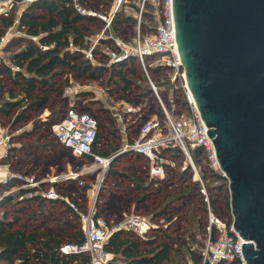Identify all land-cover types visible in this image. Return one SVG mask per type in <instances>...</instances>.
<instances>
[{
	"label": "trees",
	"instance_id": "obj_1",
	"mask_svg": "<svg viewBox=\"0 0 264 264\" xmlns=\"http://www.w3.org/2000/svg\"><path fill=\"white\" fill-rule=\"evenodd\" d=\"M78 1L87 12L92 10L103 15H109L113 5V0ZM18 10H21L19 17ZM87 12L78 11L73 0H33L23 8L20 3L14 4L8 16L0 12V36L6 33L15 22H18V29L24 33L11 36L1 50L2 52L5 49L11 50L17 47L11 51L7 60L0 59V116L13 115L11 130L13 127H23L28 122H32L33 128H39L45 124L52 126L64 117L69 107L78 108L74 103L66 107L64 97L54 96L58 91L65 89L70 77L76 80L97 81L107 90L109 98L113 101L122 100L140 105L138 111L132 112L136 120L131 123L128 121V127L141 120V113L151 95L157 102L159 110L151 112L150 115L162 111L148 75L164 99L172 93L177 107H184L186 98L183 95L182 86L171 80L170 69L165 64L147 63V75L134 54L121 59H111V52L121 49L114 39V34L123 40H130L137 32L139 20L137 16L122 12L119 6L115 9L110 26H107L106 20L101 16ZM141 15L140 33L144 36L154 31L155 23L151 12H143ZM102 31L103 35L97 37ZM92 35H96L97 39L94 44L90 43ZM88 50H91L93 59L87 56ZM63 75H66L65 78L62 77ZM79 94L90 97L93 91L84 90ZM84 103L93 105L102 113L110 111L100 98L90 97ZM45 108L48 109L46 117L36 120ZM124 119L126 120V117ZM97 122L98 136L93 151L102 155H114L104 172L103 179L129 178L134 183L135 189H142L140 199L143 200L148 197L153 186L158 194H163L160 204L152 212L144 215H148L152 220L158 219L159 221H155L165 226L162 227V231L166 239L156 243V236L143 237L126 227L115 230L107 243V248L114 253L109 264H201L203 240L193 239L194 232L187 227L197 224L204 233L207 225V202L200 190V181L194 178L193 169L190 166L181 168L184 161L182 150L178 146L165 147L161 155L173 160L175 165L171 167L164 162L165 175L158 177L151 174L150 179L145 181L140 175L119 170L117 162L126 153L145 158L150 164L149 158L136 151L120 152L124 146L122 141L108 135V141L103 142L100 127H109L114 130L118 128L100 119H97ZM143 122L139 124L136 132ZM136 132L129 134L130 140ZM12 135L14 139V133ZM16 147V144L10 145L8 158H16V154L11 155ZM62 147L68 149L64 145ZM191 154L207 188L212 209L218 215L225 217L218 209L219 203L225 201L230 203L229 190H224L225 176L220 169L209 164L203 146H195L191 149ZM76 156L92 160L94 163L92 154ZM70 179L76 178L70 177ZM174 179L179 180L180 187L165 192L166 186L170 187ZM27 184L24 176L12 175L0 180V260L4 264H84L88 260L86 253H62L59 249L64 242H82L85 238L79 215L67 201L65 203L68 210L80 222L78 231L71 233L68 238L50 230H29L28 225L19 224L20 218L7 208L11 202L20 203L30 199H36L40 205H44L49 200L53 203L64 201L60 196L48 197L45 193L37 192L38 186ZM215 193H219V196L215 197ZM227 196L229 201L226 199ZM73 199L81 209L85 210L81 200ZM177 200L185 202L186 207L180 213L182 233L172 235L167 228L173 220L166 222L164 214L169 213V206ZM98 212L101 213L99 210ZM123 218L112 221L119 222ZM112 221L109 220V222ZM144 226L147 227L145 224ZM188 236L192 237L191 242H188ZM192 241H196V245L192 244ZM231 264L239 263L231 262Z\"/></svg>",
	"mask_w": 264,
	"mask_h": 264
},
{
	"label": "water",
	"instance_id": "obj_2",
	"mask_svg": "<svg viewBox=\"0 0 264 264\" xmlns=\"http://www.w3.org/2000/svg\"><path fill=\"white\" fill-rule=\"evenodd\" d=\"M172 15L245 264H264V0H172Z\"/></svg>",
	"mask_w": 264,
	"mask_h": 264
},
{
	"label": "built area",
	"instance_id": "obj_3",
	"mask_svg": "<svg viewBox=\"0 0 264 264\" xmlns=\"http://www.w3.org/2000/svg\"><path fill=\"white\" fill-rule=\"evenodd\" d=\"M32 1L0 0V12L8 16L14 4L20 3L22 7ZM160 1L158 23L154 31L141 36L139 24L142 14L141 8L134 39L126 41L114 35V39L121 49L117 52L112 51L111 59H121L134 54L138 57L147 75V63L165 64L170 69L171 80L182 86L186 103L182 108L177 107L172 93L168 94L167 99H164L158 87L148 75L162 111L161 113L151 114L146 118L132 137V140L127 141L120 152L131 150L143 153L151 162L150 173L164 176L166 173L164 162H167L171 167L175 165V162L163 157L161 152L167 146H178L184 154L181 168L190 166L193 169L194 178L200 181V190L207 202V225L203 233L201 264H231V262L245 264L242 250V244L245 239L234 228L232 213L222 217L212 209L207 188L191 154L192 148L198 145L203 146L209 164L214 168L220 169L212 141L213 138L207 133L209 126L203 120L186 83L184 67L177 48L172 15V0ZM145 2L146 0H143V3ZM73 3L78 11L87 12L86 8L78 0H73ZM87 13L98 14L106 20L107 26H110L114 15L112 12L109 15H103L92 10ZM100 33L97 37L103 35V31ZM11 35L6 32L0 36V53L2 46L10 39ZM87 56L91 59L93 58L91 50L87 51ZM139 109L140 105L138 104H129L126 108L127 112L130 113ZM120 118L123 119V116H120ZM52 131L58 142L68 147L74 154H92L94 157L92 165L98 166L102 176L104 175L114 155H102L93 151L98 136V122L95 116L74 106L69 107L64 117L52 125ZM12 134L9 124H0V159L9 155V147L13 140ZM12 175L22 176L18 172H11L10 176ZM25 178L29 185L34 183L33 177ZM45 194L48 197H59L52 189ZM65 199L68 205L78 213L85 238L82 242H64L59 249L62 253H86L88 260L84 264H109L114 253L107 248V243L110 235L115 230L126 227L144 236L151 227L159 225V222L152 220L148 216L136 213L125 215L119 222H109L104 214L98 212L94 201L91 202L86 210H83L74 200L68 197H65ZM74 261L76 262V260ZM0 264L4 263L0 260Z\"/></svg>",
	"mask_w": 264,
	"mask_h": 264
},
{
	"label": "rangeland",
	"instance_id": "obj_4",
	"mask_svg": "<svg viewBox=\"0 0 264 264\" xmlns=\"http://www.w3.org/2000/svg\"><path fill=\"white\" fill-rule=\"evenodd\" d=\"M160 2V0H146L145 3H143V0H113L111 12L114 13L115 9L120 6L122 12L131 13L134 16H137V18H140L139 13L142 8V14L143 12L152 13L154 16L153 21L156 26L158 23ZM17 24L18 22H15L14 24L16 34H24L18 29ZM133 39L134 36L131 37L130 41ZM96 40V35L90 37V43L94 44ZM15 48L17 47L12 48L11 50L5 49L2 51L0 53V59L7 60L11 51ZM65 76L66 75H63L62 77L65 78ZM84 90H92L93 96L90 97L102 98V101L112 108L118 117L123 116L124 113H126L125 117L129 123L136 120L135 114L127 112L126 110L130 103L124 101H112L107 95H105L106 93L99 83L93 80H76L73 77H70L69 84L65 86V89L58 91L54 96H59L61 98L64 97L63 100L66 107L74 103L80 110H86L96 116L97 119L115 126L117 124L116 119L110 111L102 113L97 111L92 105L84 103L90 98L89 96L79 94ZM136 100L140 99L136 98ZM156 110H159V106L151 95L149 96V102L141 113V120L130 126V130L128 131L129 134L130 132H136L139 124L148 118L151 112ZM47 112L48 109L45 108L40 115L37 116L36 120L45 118ZM12 121L13 115L0 116V124H9L11 126ZM30 126L32 125L29 124L25 127L12 128L14 136L21 137L20 135H22L23 141L21 142L23 143L21 145H23V147L17 148L11 154H16V158H8L9 168L6 177L10 176L11 172H18L25 177H33L34 183L30 185L38 186L37 192L46 193L52 189L60 196V198H63L64 201H60L57 204L52 203L51 201H46L44 205H40L36 199L24 200L20 203H9L7 208L11 210V213L16 214L20 218L19 224H27L29 230H50L64 238H68L71 233L78 231L80 228V222L78 221V218L68 210L65 203V197L72 198L71 196H73L74 198L81 200L80 202L84 205L85 210L91 202L94 201L98 210L105 214L108 217V220L111 221L123 218L131 212L148 214L160 204L163 194H158L157 190L154 189L155 186L149 191V195L146 199H140L142 196V189H135L134 183L131 182L129 178L110 177L108 179H103L104 175L102 176V172L99 170L98 166L92 165V160L76 156L72 152L64 149L53 135L52 126L45 124L36 128L33 132L27 133V127ZM100 131L103 133L101 136L103 142L107 141V135L116 140H122V138L118 136V133L107 130L106 127H100ZM117 164L119 170L134 175H140L145 181L150 179V164L145 158H139L133 153H126L119 158ZM157 176L162 177L159 175ZM70 177L76 179H70ZM171 182L172 184L170 187L166 186L165 192H167V190H173L172 188L177 189L180 187L178 179H174ZM175 183H177V185H174ZM223 184L224 190L228 191V178H224ZM228 194L230 196V193ZM214 196L218 197L219 193H215ZM229 196L226 197L228 201ZM229 204V202L225 201L218 205L220 213L225 215V217L230 213ZM185 207V202L177 200L169 206V213L164 214V220L166 222L173 220L167 228L168 232L172 233V235L182 233L180 227L182 224V218L180 213ZM154 220L159 221L158 219ZM162 227L165 226L160 224L159 227L148 230L143 237L156 236V243L163 242L166 239V236L162 231ZM187 229L193 230V239L196 241L203 240L204 235L197 224H192L188 226ZM133 231L136 232L135 230ZM187 238L188 242H191L192 237L188 236ZM193 241L192 244L196 245V241Z\"/></svg>",
	"mask_w": 264,
	"mask_h": 264
},
{
	"label": "crops",
	"instance_id": "obj_5",
	"mask_svg": "<svg viewBox=\"0 0 264 264\" xmlns=\"http://www.w3.org/2000/svg\"><path fill=\"white\" fill-rule=\"evenodd\" d=\"M24 7V5L22 6V8ZM18 17H19V15H20V13H21V10H18ZM8 34L9 35H11L13 32H15L14 34H16V31H15V26L13 25V26H11V27H9V29H8ZM14 34H12L11 36H13ZM95 82H97V81H95ZM99 83V82H98ZM100 85V84H99ZM103 89H104V91H105V95H107V97L109 98V96H108V92H107V90L102 86V85H100ZM91 96H93V95H91ZM93 98H99V97H93ZM101 100H102V98H100ZM111 100H112V98H110ZM113 101V100H112ZM119 101V100H118ZM122 101V100H121ZM124 102H126V101H124ZM103 104L105 105V106H107V104L106 103H104L103 102ZM89 105H91V104H89ZM93 106V105H92ZM107 107H109V106H107ZM110 108V107H109ZM110 112L113 114V116H114V118L116 119V125L115 126H112V125H110V126H112V127H114V128H118L117 130H114V129H111V128H107L106 127V129L107 130H111L112 132H116V133H118V136H120L121 138H122V144L124 145L128 140H130V137L131 136H129V130H130V127H128V125H127V123H128V121H126V120H124V117H123V119H121L120 117H118L117 116V114L113 111V109L112 108H110ZM123 116H125V113H124V115ZM29 124H31L32 125V122H28L26 125H29ZM26 125H24V127L26 126ZM36 128H33V125L32 126H30V127H27V133H31V132H33L34 130H35ZM30 130H32V131H30ZM99 130H100V128H99ZM26 133V132H25ZM132 133L130 132V135H131ZM21 137H19V136H14V139H13V143L12 144H16L17 145V147H16V149L17 148H19V147H23V145H21L23 142H21V141H23L22 140V135H20ZM111 137V136H110ZM21 138V139H20ZM112 138V137H111ZM114 139V138H113ZM107 141H108V139H107ZM11 144V145H12ZM61 145V144H60ZM62 146V145H61ZM123 148V147H122ZM65 149V148H64ZM69 149V148H68ZM68 149H66V150H68ZM68 151H70V152H72L70 149L68 150ZM122 152V151H121ZM73 153V152H72ZM74 154V153H73ZM75 155V154H74ZM8 168H9V163H8V157H2L1 159H0V180L1 179H4L5 177H6V173H7V171H8ZM74 197H72L71 199L72 200H74L73 199ZM50 201V200H49ZM75 201V200H74ZM52 202V201H51ZM53 203V202H52ZM54 203H56L57 204V202H54ZM10 212H11V210H10ZM71 212V211H70ZM131 213H136V212H131ZM137 214V213H136ZM141 215H144V214H141ZM146 216H148V215H146Z\"/></svg>",
	"mask_w": 264,
	"mask_h": 264
},
{
	"label": "bare ground",
	"instance_id": "obj_6",
	"mask_svg": "<svg viewBox=\"0 0 264 264\" xmlns=\"http://www.w3.org/2000/svg\"><path fill=\"white\" fill-rule=\"evenodd\" d=\"M146 225V224H145Z\"/></svg>",
	"mask_w": 264,
	"mask_h": 264
}]
</instances>
